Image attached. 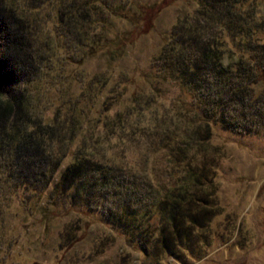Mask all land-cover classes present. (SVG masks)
I'll return each mask as SVG.
<instances>
[{"label":"trees","instance_id":"trees-1","mask_svg":"<svg viewBox=\"0 0 264 264\" xmlns=\"http://www.w3.org/2000/svg\"><path fill=\"white\" fill-rule=\"evenodd\" d=\"M15 1L0 0V167L52 200L102 211L110 200L105 218L142 249L151 240L154 254L208 245L219 212L206 148L212 125L247 134L256 126L249 110L264 112V0H201L197 22L185 17L158 58L178 94L139 89L127 102L105 101L88 119L76 114L75 99L55 106L33 92L32 79L50 68L51 56L28 8ZM93 8L69 0L57 11L82 57L104 39V28L93 35L87 28Z\"/></svg>","mask_w":264,"mask_h":264},{"label":"rangeland","instance_id":"rangeland-1","mask_svg":"<svg viewBox=\"0 0 264 264\" xmlns=\"http://www.w3.org/2000/svg\"><path fill=\"white\" fill-rule=\"evenodd\" d=\"M26 1L15 2L28 8L31 25L51 56L50 68L44 67L30 86L43 99L55 106L75 99L76 114L88 119L116 96L127 102L139 89H155L160 97L180 91L178 83L168 82L159 72L158 58L185 17L197 22L201 0H90L95 8L87 28L92 35L104 28V39L84 57L66 33L67 25L59 21L57 11L69 0H43L34 7ZM98 18L105 19V25ZM53 107L47 111L49 117ZM117 108L116 104L106 114ZM249 111L248 123L256 124L250 133L224 130L214 123L206 144L219 208L209 224L208 245L154 254L151 240L142 249L105 218L106 206L113 207L110 200L103 211L69 203L66 197L55 195L52 200L48 190L21 187L13 168L4 165L0 264H264V112Z\"/></svg>","mask_w":264,"mask_h":264},{"label":"water","instance_id":"water-1","mask_svg":"<svg viewBox=\"0 0 264 264\" xmlns=\"http://www.w3.org/2000/svg\"><path fill=\"white\" fill-rule=\"evenodd\" d=\"M33 264H40V263H38V262H34Z\"/></svg>","mask_w":264,"mask_h":264}]
</instances>
